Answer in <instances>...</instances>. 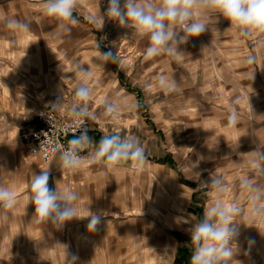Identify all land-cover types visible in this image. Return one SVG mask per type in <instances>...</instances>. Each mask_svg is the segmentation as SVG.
I'll use <instances>...</instances> for the list:
<instances>
[{
	"label": "rangeland",
	"instance_id": "obj_1",
	"mask_svg": "<svg viewBox=\"0 0 264 264\" xmlns=\"http://www.w3.org/2000/svg\"><path fill=\"white\" fill-rule=\"evenodd\" d=\"M108 3L80 0L75 12L78 24L71 26L70 34H57L56 21L42 12V0H0V16L31 26L23 31L0 24V147L6 148L5 157H11L9 164L14 163L11 177H1L0 184L12 187L21 182L10 219L0 221V264H65V246L69 259L78 257L76 264H174L180 246H192V224L203 218L216 198L206 185L213 172L227 185L220 198L226 205L236 202L242 210L235 218L241 223L236 225L233 259L264 264V220L253 223L248 193L240 187L241 180L251 175L240 154L264 151L260 89L264 76L258 66L256 74L252 69L256 59L251 39L244 52L238 50L241 43L234 41L238 36L229 38L219 31L221 16L216 22L209 16V29L179 45L184 53L179 60L167 54L145 59L146 38L131 37V31L117 21L106 18L98 29L89 19L103 15ZM108 51L116 52L122 63L104 65L99 54ZM250 57L253 63L246 62ZM74 62L92 73L93 94L87 103L97 119H90L87 134L93 145L88 153L105 135L115 134L138 138L146 156L141 170L125 162L110 171L87 159V154L84 163L70 171L74 175L80 171V177H69L67 186L57 177L61 188L80 194L75 205L78 216L87 215L88 209L106 213L95 232L88 231V219H73L62 230L32 222L35 209L26 198L25 178L29 166L40 174L44 163L28 154L27 160L22 153L20 165L8 152L19 145L37 111L62 98L61 90L64 104L58 109L72 103L80 80ZM161 75L180 83L181 91L166 94L156 79ZM106 97L134 101L137 107L122 108L115 118L105 117L101 102ZM232 107L239 124L228 128L226 117ZM59 165L58 158L53 168Z\"/></svg>",
	"mask_w": 264,
	"mask_h": 264
},
{
	"label": "clouds",
	"instance_id": "obj_2",
	"mask_svg": "<svg viewBox=\"0 0 264 264\" xmlns=\"http://www.w3.org/2000/svg\"><path fill=\"white\" fill-rule=\"evenodd\" d=\"M79 4L80 0H42V12L56 21L57 34H70L71 26L78 24L75 12ZM209 16L215 17V22L222 16L230 22L229 28L242 37L264 34V0H109L103 15L99 13L98 17L89 19L98 29L103 27L106 18L114 20L121 27L129 29L131 37L146 38L148 46L145 49V59L167 54L179 60L184 54L178 50L179 45L186 44L190 38L198 37L209 29ZM0 24L12 30H31L27 21L7 15L0 16ZM99 60L104 65L109 62L118 65L122 63L116 52L114 54L111 51L101 52ZM246 62L254 61L250 57ZM73 70L80 80L74 89V98L68 106V112L75 118V125L79 127L85 120H95L97 116L87 103L93 94V89L89 86V78L92 76L90 69L84 70L82 64L74 62ZM156 79L166 94L181 91L180 83L173 78L161 75ZM61 92L62 98L51 105L52 109H58L64 104V92ZM101 103L104 109L102 115L112 118H115L122 108L134 110L137 107L136 102L122 101L119 97H106ZM226 119L228 128L237 127L239 117L234 107L229 109ZM92 145L93 140L86 129L79 136H74L69 141V146L60 151L61 169H78L85 160L80 155L81 151L91 148ZM240 155L251 173L241 180L240 187L248 193L250 218H255V223L264 220V151L257 149ZM246 156L248 159L243 160ZM87 159L110 171H115L125 162H131L132 168L141 170L146 163L145 148L138 138H122L115 134L105 135L88 153ZM41 170L40 174L32 175L28 185L29 194L26 198L35 209L31 221L62 230L64 225L73 219H88V231L95 232L102 215L106 213H94L88 209L87 215L78 216L75 205L80 199V194L59 187V181L56 182L55 189H50L49 169ZM206 185L210 194L216 198L206 208L203 218L198 223H193L189 229L190 241L193 244L191 264H241L233 257L237 251L236 225L241 223L235 218L242 215V210L236 202L226 205L220 198L227 191L222 176L213 172L211 182ZM17 203L14 189L0 184V221L10 219L9 212ZM65 255V264H76L78 257L72 255L69 259L66 246Z\"/></svg>",
	"mask_w": 264,
	"mask_h": 264
},
{
	"label": "built area",
	"instance_id": "obj_3",
	"mask_svg": "<svg viewBox=\"0 0 264 264\" xmlns=\"http://www.w3.org/2000/svg\"><path fill=\"white\" fill-rule=\"evenodd\" d=\"M90 128V119L77 127L68 108H44L37 111L34 123L24 129L21 138L32 157L48 163L59 155L63 148L69 146V141L74 136H79L85 129L88 132ZM88 151L89 149H85L80 155L86 159Z\"/></svg>",
	"mask_w": 264,
	"mask_h": 264
},
{
	"label": "crops",
	"instance_id": "obj_4",
	"mask_svg": "<svg viewBox=\"0 0 264 264\" xmlns=\"http://www.w3.org/2000/svg\"><path fill=\"white\" fill-rule=\"evenodd\" d=\"M219 24L221 25V34L224 35V36H228L229 38H232L233 35H236L238 36L234 41L238 42V43H241L240 45V48L238 50H242L243 51V48H245V45L247 42H249L251 39V43L253 44V58L256 59V64L253 65V68L254 69V73L256 74L257 72V66L259 67L260 69V73L262 76H264V34L262 35H253V36H250V37H242L240 35H238L237 33L236 34H233L235 33L234 30H232L230 27V22L226 19H224L222 16L221 18L219 19ZM216 24V23H215ZM233 32V33H232ZM251 50L248 48L246 50V52H250ZM244 52V51H243ZM263 84V83H261ZM260 89H262V93L264 95V86H261ZM18 118H21V114H19L17 116ZM32 123H34V121H31V123L27 126L29 127ZM25 127V128H27ZM24 128V129H25ZM91 130V128L89 129ZM89 132V131H88ZM87 132V133H88ZM20 139H21V142H19V145H14V146H11V148H8V152L11 153L13 156H12V160H14L15 162H18L20 165L22 164V160H21V154L25 153V156H26V159L28 160V157L33 160V161H42L44 164V169H49V178L51 177L52 178V182H50L49 184L51 185V189H55L56 187V182L59 181V187H60V179H58L57 177H61L62 179V184H66L67 186V179L69 177H80V171H78L79 173L77 174H72L69 170H66V169H61L60 165L56 168H53V165H54V162L59 158V155L55 156L53 158L52 161L50 162H45L43 161L42 159L40 158H35V157H32L29 153V150H28V147L27 145L24 143V141L22 140L21 138V135H20ZM21 144V145H20ZM4 153H6V148L3 147H0V178L3 177V176H6V177H11L9 175V172H13V169L12 167L14 166V163H10V159L11 157H5L4 156ZM27 154H28V157H27ZM17 159V160H16ZM40 161V162H41ZM12 166V167H11ZM2 170V171H1ZM29 170V174H28V177L25 178V182L26 184L28 185L29 182H30V179L32 177L33 174H39V171L37 168L35 167H32V166H29L28 168ZM8 171V172H7ZM42 171V170H41ZM7 172V173H6ZM18 172H21V171H18ZM66 182V183H65ZM69 184V183H68ZM18 185L19 187L21 186V182H18L17 185H14L12 186V188L15 190V194L16 195H19V191L20 189H16L18 188ZM18 193V194H17Z\"/></svg>",
	"mask_w": 264,
	"mask_h": 264
},
{
	"label": "trees",
	"instance_id": "obj_5",
	"mask_svg": "<svg viewBox=\"0 0 264 264\" xmlns=\"http://www.w3.org/2000/svg\"><path fill=\"white\" fill-rule=\"evenodd\" d=\"M120 76L122 77V74ZM128 88L132 90L130 86H128ZM137 96L138 98L141 99V93L139 91L137 92ZM192 251H193V244L189 248L180 246L174 264H189L191 261Z\"/></svg>",
	"mask_w": 264,
	"mask_h": 264
}]
</instances>
